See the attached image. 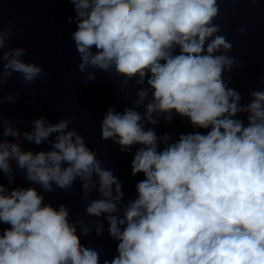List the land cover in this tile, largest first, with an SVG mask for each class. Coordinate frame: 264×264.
I'll return each instance as SVG.
<instances>
[{
    "label": "clouds",
    "instance_id": "1",
    "mask_svg": "<svg viewBox=\"0 0 264 264\" xmlns=\"http://www.w3.org/2000/svg\"><path fill=\"white\" fill-rule=\"evenodd\" d=\"M68 2L73 71L85 84L97 72L114 77L116 96L130 105L107 109L101 139L132 153L131 175L143 179L125 200L75 115L40 116L30 128L3 115L20 99L4 94L14 74L28 88L47 73L10 44L19 27L0 18V264H264V76L246 103L230 86L244 64L217 22L224 0ZM236 33L246 39L248 25ZM177 118L194 131L157 134ZM17 176L26 185L9 187ZM77 182L85 211L73 218L67 203L46 196L70 194ZM105 224L116 244L110 259L82 239L103 236Z\"/></svg>",
    "mask_w": 264,
    "mask_h": 264
}]
</instances>
